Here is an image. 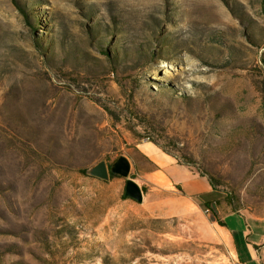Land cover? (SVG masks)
<instances>
[{
    "label": "rangeland",
    "instance_id": "1",
    "mask_svg": "<svg viewBox=\"0 0 264 264\" xmlns=\"http://www.w3.org/2000/svg\"><path fill=\"white\" fill-rule=\"evenodd\" d=\"M217 205L264 216V0H0V264H243Z\"/></svg>",
    "mask_w": 264,
    "mask_h": 264
},
{
    "label": "crops",
    "instance_id": "2",
    "mask_svg": "<svg viewBox=\"0 0 264 264\" xmlns=\"http://www.w3.org/2000/svg\"><path fill=\"white\" fill-rule=\"evenodd\" d=\"M155 153L152 149L151 155ZM166 170V169H165ZM173 185L181 186L191 198L203 201L217 200V193L205 176L179 164L170 163L166 170ZM217 214L227 226H223L232 236L238 256L243 264H264V216L243 211L231 212L223 205H217Z\"/></svg>",
    "mask_w": 264,
    "mask_h": 264
},
{
    "label": "water",
    "instance_id": "3",
    "mask_svg": "<svg viewBox=\"0 0 264 264\" xmlns=\"http://www.w3.org/2000/svg\"><path fill=\"white\" fill-rule=\"evenodd\" d=\"M129 170H130V163L126 159H121L117 165L116 172L126 175L129 173ZM130 191L137 196L140 195V191L135 185L131 186Z\"/></svg>",
    "mask_w": 264,
    "mask_h": 264
},
{
    "label": "bare ground",
    "instance_id": "4",
    "mask_svg": "<svg viewBox=\"0 0 264 264\" xmlns=\"http://www.w3.org/2000/svg\"><path fill=\"white\" fill-rule=\"evenodd\" d=\"M214 50V52H216V51H219V48L218 47H216V48H214L213 49ZM217 60V61H216ZM216 60L215 59H207L206 61H208V63H210V64H216L218 61H222V59L218 56L217 58H216ZM145 150L147 151V152H149V153H151V148L149 147V146H146V148H145ZM151 155V154H150Z\"/></svg>",
    "mask_w": 264,
    "mask_h": 264
},
{
    "label": "trees",
    "instance_id": "5",
    "mask_svg": "<svg viewBox=\"0 0 264 264\" xmlns=\"http://www.w3.org/2000/svg\"><path fill=\"white\" fill-rule=\"evenodd\" d=\"M211 183V186L212 187H214V185L212 184V182H210ZM217 202V201H216ZM215 202V203H216ZM207 204V206H210L211 204H213V202H208V203H206ZM217 204V203H216ZM215 217H216V215H215ZM220 224L222 225V226H227V224L224 222V221H221L220 222Z\"/></svg>",
    "mask_w": 264,
    "mask_h": 264
},
{
    "label": "built area",
    "instance_id": "6",
    "mask_svg": "<svg viewBox=\"0 0 264 264\" xmlns=\"http://www.w3.org/2000/svg\"><path fill=\"white\" fill-rule=\"evenodd\" d=\"M207 212H209V209H207Z\"/></svg>",
    "mask_w": 264,
    "mask_h": 264
}]
</instances>
